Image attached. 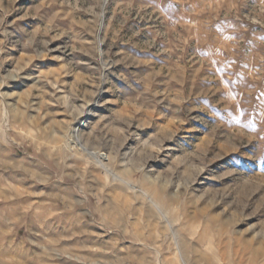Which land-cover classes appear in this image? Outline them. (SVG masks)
I'll return each instance as SVG.
<instances>
[{
	"label": "rangeland",
	"instance_id": "374dc122",
	"mask_svg": "<svg viewBox=\"0 0 264 264\" xmlns=\"http://www.w3.org/2000/svg\"><path fill=\"white\" fill-rule=\"evenodd\" d=\"M0 264H264V0H0Z\"/></svg>",
	"mask_w": 264,
	"mask_h": 264
}]
</instances>
